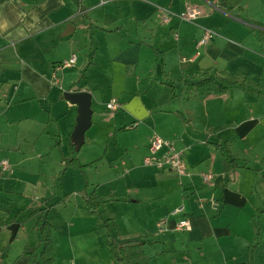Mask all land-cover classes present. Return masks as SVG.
<instances>
[{
	"label": "crops",
	"instance_id": "1",
	"mask_svg": "<svg viewBox=\"0 0 264 264\" xmlns=\"http://www.w3.org/2000/svg\"><path fill=\"white\" fill-rule=\"evenodd\" d=\"M188 6L201 9L196 21H165L167 11ZM229 6L0 0V156L10 162L0 180V232L19 223L15 238L38 245L35 224L46 210L55 264H118L106 216L119 244L145 242L150 264H264V0ZM205 28L217 35L200 46ZM207 76L234 84L219 94L191 89ZM66 91L92 94L86 141L99 148L82 151L81 163L106 146L84 171L64 161L78 116L61 98ZM155 134L184 152L186 174L145 163ZM210 142L229 146L246 166L227 172ZM94 190L96 210L86 202ZM182 218L190 230L177 228ZM0 264L30 262L21 254Z\"/></svg>",
	"mask_w": 264,
	"mask_h": 264
},
{
	"label": "trees",
	"instance_id": "2",
	"mask_svg": "<svg viewBox=\"0 0 264 264\" xmlns=\"http://www.w3.org/2000/svg\"><path fill=\"white\" fill-rule=\"evenodd\" d=\"M219 2L223 8H230L229 0H219ZM233 84L234 83L229 80H224L223 83H219L216 78L207 76L191 84L190 87L193 91L201 95H205L209 93H225ZM210 144L214 145L221 151L223 162L225 164V170L227 172L239 166H246L244 161L234 156L229 146L213 142H210ZM71 150L72 157L64 159L66 167H74L84 171L87 167L92 166L96 161L95 160L89 164H83L79 159V150L75 149L73 143H71ZM86 202L90 208L95 210L100 206V198L95 191L88 194ZM102 220L107 230L108 246L118 264H150V257L147 256L144 249L145 242L128 241L119 244L117 241L116 228L111 225V220L108 218H102ZM35 229L40 235L39 246L42 249L39 252V246L29 245L26 247L24 255L28 258L30 264H55V249L53 241L55 227L48 221L46 210H44L42 215L37 219ZM7 257L8 250H2L0 252V261L6 260Z\"/></svg>",
	"mask_w": 264,
	"mask_h": 264
},
{
	"label": "built area",
	"instance_id": "3",
	"mask_svg": "<svg viewBox=\"0 0 264 264\" xmlns=\"http://www.w3.org/2000/svg\"><path fill=\"white\" fill-rule=\"evenodd\" d=\"M202 11L199 7L188 6L185 10L180 13H172L167 11L165 15V21H168L172 15H176L182 21L194 22L201 15ZM217 33L211 28H205L202 39L199 42L200 46L207 45ZM75 57L70 59L68 62H65L64 65H70L75 62ZM119 106L117 99H112L108 103V108L116 109ZM134 127V126H132ZM161 150H164V153L161 157L157 156V153ZM146 164L156 163L160 167L168 168L178 172L179 174L187 173V162L184 157V152L178 150L174 142L163 138L160 135L155 134L149 143V155L145 158ZM10 169V162L7 158H2L0 160V180L6 175ZM212 178V175H204L205 180ZM182 211V208L175 210V214ZM165 221L159 223L160 227H163ZM191 222L188 218H182L177 224V228L180 230H190Z\"/></svg>",
	"mask_w": 264,
	"mask_h": 264
},
{
	"label": "water",
	"instance_id": "4",
	"mask_svg": "<svg viewBox=\"0 0 264 264\" xmlns=\"http://www.w3.org/2000/svg\"><path fill=\"white\" fill-rule=\"evenodd\" d=\"M61 98H65L78 106V116L72 132V143L76 150H80L86 142V133L92 126V94L88 91H66ZM11 241H13L19 230V223H13L10 228Z\"/></svg>",
	"mask_w": 264,
	"mask_h": 264
},
{
	"label": "rangeland",
	"instance_id": "5",
	"mask_svg": "<svg viewBox=\"0 0 264 264\" xmlns=\"http://www.w3.org/2000/svg\"><path fill=\"white\" fill-rule=\"evenodd\" d=\"M88 132H89V130L87 131V133ZM90 134L91 133L89 132V135ZM86 135H88V134H86ZM104 144L107 145L106 142ZM90 145H91L90 138L88 136L87 137V141L82 146V148L79 150L78 154L80 155V153L82 151H85V150L88 151L89 153L95 152V150L97 149L96 147L99 148V143L98 144L97 143L94 144V146L92 148L89 147ZM105 148H106V146H101L100 147L101 151L99 152V155L97 156L98 158L97 157L95 158V159H98V160H96L95 163H93V165L97 164L98 161H100V159H101L100 157H102ZM110 152H112V150ZM0 158L2 159L3 156H0ZM98 168L95 167L94 169H92V171L90 173L92 175V173L94 172V174L96 175V177H97V179L99 181V169ZM116 232H117V229H116ZM11 235H12L11 230L9 231V230L6 229V231L4 230V231L0 232V252L2 250H4V249L8 250V257L7 258H9V256L11 257V256H18V255L24 254L25 250H26V247L29 246V245H27V242L25 241V239L22 237V233H20V235L17 238H15V240H13V241H11ZM3 238L6 239V243L5 244H3V242H2ZM34 239H35V237L33 238V240ZM39 244H40V242H39ZM39 244L38 245H33V246H39ZM41 249L42 248L39 246V248H38L39 252L41 251Z\"/></svg>",
	"mask_w": 264,
	"mask_h": 264
}]
</instances>
